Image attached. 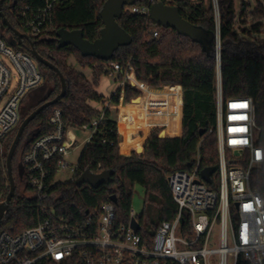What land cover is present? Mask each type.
I'll return each instance as SVG.
<instances>
[{
	"label": "trees",
	"instance_id": "1",
	"mask_svg": "<svg viewBox=\"0 0 264 264\" xmlns=\"http://www.w3.org/2000/svg\"><path fill=\"white\" fill-rule=\"evenodd\" d=\"M106 0H56L50 28L44 35L31 38L16 49L28 51L32 44L34 49L45 59L54 64L62 73L67 84L64 97L56 104L41 111L26 127L13 158V175L25 186L28 193L33 194L29 176L23 166V158L31 146L42 136L53 130L50 123L56 110L61 112L65 128L68 126L87 127L100 116L101 110L90 103L103 104L104 116L97 127L96 133L85 144L78 162V177L90 170L100 173L104 170L115 171L114 181L99 188L89 185L77 187L74 181L56 182V166L51 168L47 187L49 197L47 203L53 204L57 211L64 215L85 217L87 212H96L114 194L117 196L116 220L128 223L132 210L133 189L136 184L146 190L147 199L156 209V221L146 225L147 214L144 211L139 219L141 233L152 235L163 221H170L176 215L177 204L173 199L168 183V174L176 170L191 171L200 156V169H214L210 187H217L218 177V139L216 132V77L220 68L224 97H250L255 107L257 125L261 128L259 144L264 148V38H252L254 25L244 28L242 33L237 30V9L235 0H217L218 17L213 3L205 0H163L165 3L179 7L183 18L190 23L201 26L207 31H219L221 40L220 62H218L215 39L210 48L201 43L180 35L170 28H163L152 21L150 15L133 13L125 6L123 15L117 19L120 26L132 36L129 45L120 47L110 61H104L93 56H83L74 46L60 47L57 31L61 28L68 30L81 29L84 37L90 41L96 40L104 27L100 11ZM150 0H135L133 6L142 7ZM46 0H5L3 13L11 25L24 33L23 13L44 7ZM264 17L262 4L255 9ZM1 29L8 40L15 39V34L2 21ZM259 25V24H257ZM258 29V28H257ZM159 36L155 37L154 32ZM74 58L81 69H91L92 78L70 63ZM118 63L126 66L131 63L137 79L152 89L140 84L145 92L143 103L153 104L152 93H156L159 102L168 105L183 103V134L180 137H159L157 130L153 131L145 145L144 153L133 151L123 155L120 151L122 141L118 132L117 118L113 115L110 105H120L122 96L126 102L141 95L129 84L121 87L105 98L97 91L104 76H111L110 65ZM43 74V82L30 90L20 106L21 121L18 127L9 134L6 145L9 150L22 121L45 102L54 99L62 91L59 74L52 68L39 63ZM116 81L124 76L118 72ZM135 81H133L134 86ZM181 87V92L178 87ZM183 93V96H182ZM182 106V105H181ZM130 108V106H128ZM165 123L177 124L169 129L168 136L178 135L181 117L175 115L163 117ZM157 117L153 122L146 121L148 129L158 124ZM145 132L144 123L140 124L139 133ZM139 133L137 135H139ZM144 138L136 140L141 145ZM105 141V142H103ZM141 151V150H140ZM6 153L0 152V201L7 197L10 183L6 169ZM19 159V160H18ZM18 160V162H17ZM24 168L21 174V168ZM77 177V178H78ZM251 185L264 197V163L251 173ZM82 210L78 212V207ZM39 208L34 194H22L17 189L11 200L9 211L0 224V231H8L17 235L35 226L39 220ZM36 264H57L42 259ZM240 264H244L241 261Z\"/></svg>",
	"mask_w": 264,
	"mask_h": 264
},
{
	"label": "built area",
	"instance_id": "2",
	"mask_svg": "<svg viewBox=\"0 0 264 264\" xmlns=\"http://www.w3.org/2000/svg\"><path fill=\"white\" fill-rule=\"evenodd\" d=\"M55 1L46 0L44 7L23 13L29 41L50 28ZM158 1L163 0H150L130 10L150 15L151 6ZM212 3L218 17V2ZM154 36L158 37L159 32L155 31ZM215 43L220 62L219 31ZM110 68L111 75L123 74L121 86L129 84L145 94L139 84L149 85L137 79L131 63L124 67L113 63ZM43 80L38 61L29 50L9 44L0 22V144L18 127L24 97ZM110 106L106 102L105 107ZM103 116L102 108L100 116L87 126L89 140ZM216 118L217 187H210L209 181L202 178L199 155L191 171L169 173L176 215L173 220L163 221L152 235H144L141 227L136 231L131 226L132 219L139 222L133 209L128 223L116 220V202L111 198L83 218L61 214L47 203L51 197L47 182L53 166L56 173L70 169L73 181L78 177V164L73 166L66 160L71 146L65 140L61 112L56 110L50 120L52 132L36 140L23 158L37 199L38 223L17 235L0 231V264H36L42 259L57 264H210L213 254L219 255L218 264H229L230 257L232 264H264V197L251 185L252 171L264 163V148L258 143L262 130L256 122L252 98L224 97L220 68L216 77ZM81 210L78 207V212ZM216 226L220 247L214 249L209 248V241Z\"/></svg>",
	"mask_w": 264,
	"mask_h": 264
},
{
	"label": "water",
	"instance_id": "3",
	"mask_svg": "<svg viewBox=\"0 0 264 264\" xmlns=\"http://www.w3.org/2000/svg\"><path fill=\"white\" fill-rule=\"evenodd\" d=\"M5 0H0V17L3 23L10 28L15 34V39L10 40L9 44L12 46L23 45L24 40H28V35L15 29L3 13V3ZM135 0H106L101 11L100 16L103 20L104 27L101 29L100 36L90 41L84 37V33L81 29L68 30L61 28L57 31V40L60 47L72 45L76 47L83 56H93L104 61H110L115 52L122 46L129 45L132 42V36L125 31L117 19L120 18L124 13L125 6H133ZM150 18L153 22L163 28H170L177 31L180 35L190 38L192 41L201 43L205 48L209 49L211 42L215 39L216 33L213 31H207L201 26H196L190 23L188 20L183 18L179 7L175 5L167 4L163 1H158L151 6ZM30 53L35 57L38 63H42L53 70H55L62 83V91L54 99L49 100L34 110L29 116H27L19 126L15 139L10 147V150L6 157V169L10 183V191L4 201L0 202V224L4 219V216L9 211L11 200L13 199L16 192V183L13 175V158L16 149L21 141L23 133L26 127L34 120L37 115L46 109L47 107L56 104L66 94L67 84L61 71L50 61L43 58L31 44L27 48ZM139 98V97H137ZM134 100V99H132ZM159 137L166 138L163 136V131L159 133ZM136 150L137 153H142L144 148ZM24 168H21V174ZM214 173L212 168H204L201 171V176L204 180L210 181L211 175ZM115 171L113 169L104 170L100 173H95L90 170L83 172L78 178L74 180V184L77 187L83 185H89L92 188H99L102 185L111 184L114 181ZM113 202H117V196L114 194L111 197ZM131 226L138 231L140 224L137 220L132 219Z\"/></svg>",
	"mask_w": 264,
	"mask_h": 264
},
{
	"label": "rangeland",
	"instance_id": "4",
	"mask_svg": "<svg viewBox=\"0 0 264 264\" xmlns=\"http://www.w3.org/2000/svg\"><path fill=\"white\" fill-rule=\"evenodd\" d=\"M205 1L207 4H209L210 1L212 2V0H205ZM260 3L262 4V8H264V0H236L237 16H238L237 23H236L237 30L240 33H242L244 28H250L253 25H254V27L257 26L256 28H254V32L251 34V37L256 38V39L264 38V17H262L259 13H257L256 15L253 14V12L260 5ZM257 24H259V25H257ZM25 41H27V40H25ZM72 64L75 65L76 68L81 70L80 66L76 63L75 59L72 60ZM108 85H112V86L108 87ZM135 85L137 86L136 83H135ZM168 85L169 84H166V85H163L162 87H165ZM114 86H115V83H114L113 79L110 76H104L102 78V83L100 84L99 88L104 93L111 94ZM139 87H140V84H139ZM108 88H110V89H108ZM155 88H159V87H155ZM105 98H107V97H105ZM131 102H132V100H131ZM95 103H97V102H95ZM162 108H166L164 112L161 110ZM112 110L114 113L113 115L115 117H117V115H118L117 111H119V110H116V109H112ZM153 110H154V115H152L151 117H149L147 119V121L149 120L151 123L153 122L156 115L160 114V113L162 114V116L175 115L177 117H180V115L182 114V106L181 105L162 104L160 106L158 104L157 98L154 94H153ZM120 124L122 125L123 130H125V124L123 122H120ZM162 129H163V127H161V128L159 127L156 130L160 133L161 131H163ZM130 130L132 133H134V127L130 128ZM90 134H91V132H90L88 127H74V126H68L67 127L66 137H67L68 141L71 142L72 145H71L70 152L68 153V155L66 157V160L69 163H71L73 166L78 164L80 155L82 153V150H83L85 144L89 140ZM182 134H183V127H182ZM9 139L10 138H6L4 140V142L2 144H0V148L2 149L3 153H6V154H8V152L10 150V148H9V150L6 151V145H7V142L9 141ZM133 145L137 146L134 142H133ZM127 147H128V144L125 143L124 149ZM141 148H144V151H145V146L143 144H142ZM141 151H142V149H141ZM144 151L142 153H144ZM229 159H231L230 153H229ZM18 160H17V162H18ZM73 176H74V173L70 169H63L57 173V175L55 177V181L56 182L71 181ZM16 185H17V189L19 190L20 193L28 194V196L33 195L31 192L28 193L25 190V186L19 180V178H17ZM85 186H88V185H85ZM5 198L2 199L1 202L4 201ZM131 205H132V209L135 211L136 215L139 218L143 215L144 211H146V214H147V219L145 222L146 225L149 224V221L154 222L157 220L158 214L156 212V209L153 207V205L150 204V202L148 201L145 188L138 185V184H136L134 186ZM229 245H232L231 241H229ZM219 247H220V232H219V226H216L215 230L212 234L211 240L209 241V248L216 249ZM218 256H219L218 254H213L210 257V264H218V262H219ZM232 262H233L232 258L230 257L229 258V264H232Z\"/></svg>",
	"mask_w": 264,
	"mask_h": 264
},
{
	"label": "crops",
	"instance_id": "5",
	"mask_svg": "<svg viewBox=\"0 0 264 264\" xmlns=\"http://www.w3.org/2000/svg\"><path fill=\"white\" fill-rule=\"evenodd\" d=\"M236 1V0H235ZM236 9H237V4H236ZM74 58H71L70 59V63H72V60ZM81 71L83 73H85V75L88 77V78H92V70L91 69H81ZM114 83H115V86L113 87L112 89V93L111 94H108V93H104L103 91L100 90V88L98 87L97 88V91L104 95L105 97L109 98L111 97V95L113 93H115L118 88H122V89H125L123 86H121L120 82H117L116 81V75H111L110 76ZM101 83H102V80H101ZM100 83V84H101ZM145 85V84H144ZM107 86V85H106ZM112 85H108V87H111ZM134 86V84H133ZM173 87H178L180 89V92H181V87L178 86V85H171ZM149 87V86H147ZM151 88V87H149ZM161 87L159 88H152V89H160ZM163 88V87H162ZM110 89V88H108ZM138 91V90H137ZM153 94L156 96L157 98V95L156 93H152V101H153ZM182 96H183V93H182ZM139 98H135L134 100H132V102H126L125 101V98L124 96H122V99H121V103L120 105H111L110 108L111 109H116V110H119L117 111V122H118V132H119V135L121 136L122 138V141H121V144H120V151H121V154L123 155H130L133 151H136L138 148H140L141 150V144L139 142H137L136 140L138 139V137L140 136L141 138L143 137L144 140H143V145L145 146L151 133L153 131H155L157 128H161L163 127V136H168L169 133H173V132H168L169 129H174L177 127V124H168V123H165L164 121V118L165 116H162V114H157L156 117H157V120H158V124L153 128V129H148L147 127V124H146V121L149 117H151L152 115H154V110H153V104L151 102H147L146 104L143 103L141 100L138 101L139 99H144L145 97V94H141L140 96H138ZM157 102L158 104L161 106L162 104H165V103H161L159 102L158 98H157ZM93 107L101 110L103 108V104L101 103H95V102H91L90 103ZM181 105H182V114L180 115V117L182 116L181 118V126H180V132L178 135H174V136H168V137H180L182 136V122H183V103L181 101ZM130 106V108L128 107ZM166 108H162L161 110L164 112ZM128 116L131 117V121L129 120ZM168 116V115H166ZM170 116V115H169ZM149 121V120H148ZM120 122H123L125 124V130H123L122 128V125L120 124ZM141 123H144V128H145V132L146 133H149L148 135H146L145 133L143 132H140L139 133V129H140V124ZM134 127V133L131 132L130 128H133ZM167 132H166V131ZM67 131V129H66ZM139 133V135H137ZM65 140L66 142L71 146V142L68 141L67 137H66V132H65ZM89 141V140H88ZM133 142L137 145H133ZM127 143L128 144V147L124 149V144Z\"/></svg>",
	"mask_w": 264,
	"mask_h": 264
}]
</instances>
